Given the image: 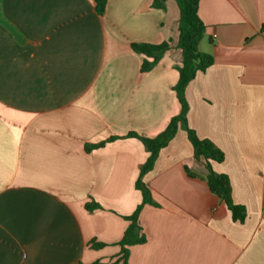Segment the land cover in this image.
I'll return each instance as SVG.
<instances>
[{"label": "crops", "instance_id": "crops-1", "mask_svg": "<svg viewBox=\"0 0 264 264\" xmlns=\"http://www.w3.org/2000/svg\"><path fill=\"white\" fill-rule=\"evenodd\" d=\"M198 13L215 63L186 90L188 126L224 153L213 170L247 218L211 193L180 128L144 177L154 204L128 264H264V0H201ZM179 20L175 0H108L103 16L95 0H0V264H124L149 157L129 135L156 138L181 114ZM164 43L143 73L132 45Z\"/></svg>", "mask_w": 264, "mask_h": 264}, {"label": "trees", "instance_id": "trees-1", "mask_svg": "<svg viewBox=\"0 0 264 264\" xmlns=\"http://www.w3.org/2000/svg\"><path fill=\"white\" fill-rule=\"evenodd\" d=\"M167 0H154L155 8H164ZM180 9L179 20V43L178 49L182 52V65L179 67V82L174 88L177 98L181 105V114L173 118L164 132L153 139L140 138L136 134L129 135L141 139L148 152L149 157L143 165L136 188L142 193L143 202L138 206L135 213L126 219L131 223L120 242L121 259L124 264H128L129 249L133 246L143 245L146 243V238L142 233V228L139 224V217L146 205H153V198L150 189L144 183V177L153 170L159 154L164 150L170 142L175 138L180 128H184L188 134L189 140L194 148V156L198 161H204L208 170L207 183L212 194L218 196L225 202L228 209L232 213L235 222L244 223L247 218L245 207L238 206L232 198V188L230 180L226 175L217 174L213 170L214 163H223L225 160L224 153L218 149L211 141L201 140L196 135L195 131L188 126L189 106L186 100V90L190 83L200 73H205L211 68L215 60L211 55L202 53L199 50L201 41L203 40L207 27L199 17V5L201 0H175ZM96 10L99 15L103 16L106 12L108 0H95ZM264 30V26H263ZM132 49L139 54L147 57V60L142 66V72H150L160 61L162 56L171 49L170 44L162 45L150 44H134ZM116 140L111 138L109 142ZM103 144L94 146L95 148L102 147ZM91 150V147H88ZM189 176L195 175L188 171ZM87 210L94 211L99 209V205H87ZM95 248H102L104 245H93ZM101 264V263H95Z\"/></svg>", "mask_w": 264, "mask_h": 264}]
</instances>
